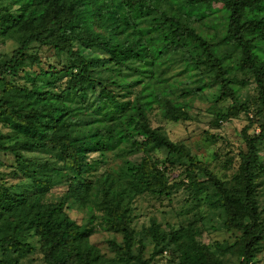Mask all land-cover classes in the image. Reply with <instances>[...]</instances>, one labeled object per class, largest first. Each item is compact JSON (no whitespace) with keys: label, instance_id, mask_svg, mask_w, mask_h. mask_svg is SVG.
<instances>
[{"label":"trees","instance_id":"trees-1","mask_svg":"<svg viewBox=\"0 0 264 264\" xmlns=\"http://www.w3.org/2000/svg\"><path fill=\"white\" fill-rule=\"evenodd\" d=\"M2 1L0 32L2 38L13 41L14 47L9 52L0 51V123L12 129L16 141L8 143L0 131V156L13 157L20 164L24 161L23 149L57 151L68 169L69 189L60 201L45 202V195L54 186L52 175L25 171L35 187L32 196L0 179V264H36L33 255L38 252L44 264H153V255L143 258L142 243L134 249L132 200L145 194L164 199L181 184L199 195L206 193L210 204L222 208L224 225L231 232L230 238L235 239L216 241L212 246L202 240L203 230L197 221L170 229L153 221L148 233L157 249L169 250V264H230V257L235 255L237 264H254L264 243V211L256 185L257 174L264 173L259 155L264 124L259 134L249 133L251 122L243 129L239 169L228 182L184 144L174 142L153 126L150 112L154 109H162L169 120H190L185 103L162 99L153 90L129 99L132 91L126 90L127 86L139 84L141 79L129 85L103 83L92 73L108 63L130 69L129 62L134 59L147 61L150 48L143 37L124 35L137 21L155 13L157 27L173 36L165 37L166 47L182 45L187 39L201 50L204 57L198 60L210 68L213 82L221 85L215 103L231 99L228 110L217 114L219 124L240 113L248 114L250 109L231 86L230 69L218 55L216 45L180 16L160 10L159 0H12L17 5L15 11L1 5ZM185 4L191 8L187 13L194 14L198 21L220 10L227 13L224 42L240 51L236 70L254 75L264 107V0H185ZM33 44L52 47L69 57V65L62 69L68 77L63 91L44 89L31 75V85L16 83L29 58L33 63L40 62L28 53ZM189 58L196 59L193 55ZM50 68L40 67V73L49 76L61 71ZM203 88L195 87L190 94L197 95ZM90 94L99 106L93 122L107 123L85 129L90 123L77 113L84 109ZM127 143V153L157 146L165 149L167 156L152 159L142 155L138 162L128 164L127 172L119 175L121 180L111 173L97 180L86 179L85 173L94 167L91 154L117 150ZM177 161L184 163L187 181H172L170 174ZM0 164L5 163L0 160ZM71 198L89 210L95 203L102 211L101 230L112 235L92 241L99 229L79 223L70 215L67 203Z\"/></svg>","mask_w":264,"mask_h":264},{"label":"rangeland","instance_id":"rangeland-1","mask_svg":"<svg viewBox=\"0 0 264 264\" xmlns=\"http://www.w3.org/2000/svg\"><path fill=\"white\" fill-rule=\"evenodd\" d=\"M1 5H6L13 11L17 8L12 0H3ZM157 5L160 10L180 16L198 33L216 45L218 55L225 59L224 64L230 69L228 77L232 79L231 86L236 90L240 101L249 105V113H240L229 120L219 121V124L216 122L217 114L228 110L232 102L231 99L215 103L220 95L221 85L213 82L214 76L210 68L198 60L199 57H204L201 50L187 39H184L182 45L169 44L166 47L165 37L171 35L168 30L157 27L158 21L155 13L137 21L135 26L124 35L143 37V41L150 48V56L147 61L134 59L129 62L130 69L108 63L105 66L94 68L92 73L103 83L114 81L129 85L141 79V83L127 86L126 90L132 91L129 94V99L134 100L138 94L153 90L161 95L162 99L185 103L191 115L190 120H169L163 114L162 109H154L150 112L153 126L164 131L174 142L184 144L193 155L202 160L222 180L232 182L240 165L239 152L244 148L243 129L252 123L249 133L259 134L261 126L264 124V107L259 101V91L254 75L236 70L240 51L235 46H228L224 42L228 28V17L225 11L220 10L218 13L198 21L194 14L187 13L191 8L185 4V0H159ZM170 38L172 39L173 36ZM13 47V41L2 38L0 32V51L9 52ZM28 53L30 56L38 57L40 62L33 63V60L29 58L25 69L15 78L16 83L31 85V79H29V75H31L44 89L54 92L63 91L68 77L62 69L69 65V57L59 54L52 47L41 44H33ZM190 55L196 59L191 61ZM51 66L61 70L60 73L49 76L40 73V67L49 71ZM198 86H204V88L197 95H191L193 89ZM72 105L78 104L72 103ZM98 109L99 106L94 101V95L90 94L87 102L84 103V109L77 113L79 117L89 121L90 124L85 129L107 123L93 122V119L99 115ZM0 131L5 135L8 143L16 141V134L9 126L0 123ZM129 149L130 145L127 143L122 144L121 148L117 150L91 154L90 160L94 167L87 170L86 179L97 180L103 175L111 173L121 180L120 174L123 175L127 172L128 164L138 162L142 155L152 159H164L167 156L166 150L157 146H150L146 151L138 153L125 152ZM259 149V155L264 162V140L260 143ZM21 154L24 161L20 164L16 163L13 157L0 156V160L5 163L0 164V179L8 185H16L20 192L32 196L35 187L25 171L29 170L39 176L52 175L54 186L45 195L44 200L45 202L60 201L69 189L68 169L62 155L54 150L33 148L23 149ZM184 169V163L177 161L170 174L172 181L181 179L187 181ZM200 175L202 176V174ZM256 185L260 207L264 211V173L257 174ZM205 197L206 193L199 195L193 189L181 184L164 199H158L151 194L134 198L131 203L133 207L132 226L136 234L134 249L137 250L142 243L144 259L153 255V264L170 263L169 250L165 249L161 252L160 247L157 249L148 233L153 221L158 222L166 229L179 227L182 223L197 221L196 225H201L203 230L202 240L212 246L216 241L225 243L228 239L234 240L235 237L230 238L231 232L224 225L225 213L222 208L210 204ZM67 204L70 215L79 223L94 225L99 229L92 236V241H99L112 235L101 230L103 228L100 225L102 211L95 203L90 204L91 210L82 208L73 198ZM92 214H94L93 217ZM33 257L36 264H44L42 253H35ZM230 258V264L238 263L237 255ZM254 264H264V243Z\"/></svg>","mask_w":264,"mask_h":264}]
</instances>
